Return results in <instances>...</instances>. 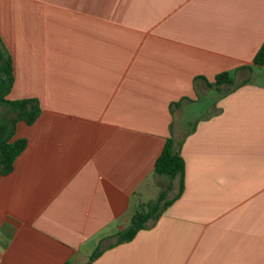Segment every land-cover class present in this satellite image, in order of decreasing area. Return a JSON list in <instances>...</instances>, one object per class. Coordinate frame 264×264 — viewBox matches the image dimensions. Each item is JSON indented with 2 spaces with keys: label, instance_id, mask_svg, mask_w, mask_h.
<instances>
[{
  "label": "crops",
  "instance_id": "crops-1",
  "mask_svg": "<svg viewBox=\"0 0 264 264\" xmlns=\"http://www.w3.org/2000/svg\"><path fill=\"white\" fill-rule=\"evenodd\" d=\"M0 40L7 98L40 108L0 175L1 264H264V0H0ZM168 137L179 196L114 244Z\"/></svg>",
  "mask_w": 264,
  "mask_h": 264
},
{
  "label": "trees",
  "instance_id": "trees-1",
  "mask_svg": "<svg viewBox=\"0 0 264 264\" xmlns=\"http://www.w3.org/2000/svg\"><path fill=\"white\" fill-rule=\"evenodd\" d=\"M252 64H264V40L255 51ZM202 78L206 85L213 86L216 90L222 85H230L233 79L228 71H222L214 75L211 82ZM13 82L11 57L0 40V175L7 174L11 168L14 158L25 146L23 138H13L15 124L23 121L26 124L32 123L39 113V105L35 98L8 99L7 94ZM177 102L172 103L176 105ZM153 171L169 179L164 188L154 200L146 201L134 211L128 224L116 232L114 244L129 241L134 234L143 229L148 221H155L161 212L175 200L182 189L183 160L174 148V141L171 137L165 139L162 149L154 160ZM177 177V192L169 199L165 193L170 189V181ZM101 252L96 248L89 256V261L93 260ZM1 264V263H0Z\"/></svg>",
  "mask_w": 264,
  "mask_h": 264
},
{
  "label": "rangeland",
  "instance_id": "rangeland-1",
  "mask_svg": "<svg viewBox=\"0 0 264 264\" xmlns=\"http://www.w3.org/2000/svg\"><path fill=\"white\" fill-rule=\"evenodd\" d=\"M195 108H196V107H195ZM195 108H194V109H195ZM196 111H197V113H200V112H201L200 110H196V109H195L194 112L196 113ZM161 177L164 178V176H161ZM154 187H155V189H153V192H152L151 195H150L152 198H154V197L157 195V191H158V187H156V185H155ZM156 188H157V189H156Z\"/></svg>",
  "mask_w": 264,
  "mask_h": 264
}]
</instances>
